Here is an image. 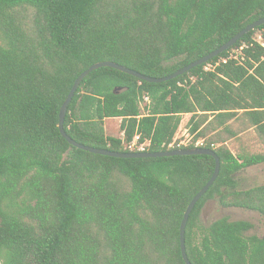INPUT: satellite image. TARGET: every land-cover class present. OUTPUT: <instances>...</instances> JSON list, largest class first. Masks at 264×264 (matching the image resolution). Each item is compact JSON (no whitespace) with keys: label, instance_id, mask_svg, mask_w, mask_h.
<instances>
[{"label":"trees","instance_id":"1","mask_svg":"<svg viewBox=\"0 0 264 264\" xmlns=\"http://www.w3.org/2000/svg\"><path fill=\"white\" fill-rule=\"evenodd\" d=\"M262 17L264 0H0V264H186L181 222L215 158L91 153L62 136L60 109L96 62L165 77ZM263 44L264 24L161 83L97 69L67 110L66 131L91 146L129 152L139 134L148 151L200 140L216 151L220 174L186 227L192 264H264V236L249 234L252 222H201L214 198L264 216V184L240 186L264 150L229 145L253 131L264 147ZM186 114L191 143L169 147ZM108 118L122 119L123 137L106 134Z\"/></svg>","mask_w":264,"mask_h":264},{"label":"water","instance_id":"2","mask_svg":"<svg viewBox=\"0 0 264 264\" xmlns=\"http://www.w3.org/2000/svg\"><path fill=\"white\" fill-rule=\"evenodd\" d=\"M264 24V17L257 19L253 21L252 23L248 24L246 27H244L242 30H240L236 35H234L231 39H229L227 42L222 44L220 47L216 48L212 52L208 53L207 55H204L203 57L189 63L188 65L182 67L181 69L175 71L174 73L167 75L165 77H154L150 75L143 74L135 69L129 68L125 65H122L120 63H117L112 60H104L99 61L94 64H92L90 67L85 69L80 75L75 79L74 84L72 85L66 99L64 100L60 113H59V129L62 134V136L74 147L95 153L100 155H106L111 157H118V158H155V157H169V156H176V155H197V154H207L211 155L215 158V171L211 178L207 181V183L198 191L196 195L192 198L190 203L188 204L186 211L184 213V217L181 222L180 227V240H181V250L183 259L186 264H192V262L189 259L187 248H186V227L187 223L190 217L191 212L193 211L196 204L199 202V200L208 192L210 187L214 184V182L217 180L220 171H221V159L219 155L216 153L215 150L211 148L196 146L193 148H180V149H170V150H164V151H129V152H122V151H114L109 148H101V147H95L91 146L82 142L77 141L72 136L68 134V132L65 129V118L67 115V110L72 102L80 84L82 81L93 71L104 68V67H111L117 70H120L122 72H125L129 75H132L140 80L151 82V83H161L165 82L171 79H174L180 75H183L184 73L192 70L193 68L202 65L206 62H208L210 59L220 55L224 51H227L230 49L233 45H235L242 37H244L247 33L254 30L260 25ZM115 92L117 90L115 89Z\"/></svg>","mask_w":264,"mask_h":264},{"label":"rangeland","instance_id":"3","mask_svg":"<svg viewBox=\"0 0 264 264\" xmlns=\"http://www.w3.org/2000/svg\"><path fill=\"white\" fill-rule=\"evenodd\" d=\"M259 40L261 36L259 33L256 35ZM234 52V54H236ZM149 98L146 97L141 101V109L143 113H147L146 105L149 103ZM190 114L183 116V120L176 134V138L179 140H186L189 131L187 130V124L190 119ZM122 119L121 118H108L105 121V132L107 135L115 137H123L121 130ZM230 147L234 151L240 149H246L250 152H261L264 150L263 145L258 140L257 136L253 131H250L239 139L233 140L229 143ZM241 188H248L255 185L264 184V163L245 168L241 173ZM227 217L231 221L236 220H247L254 224V228L249 232V234H256L258 236H264V216L259 212L247 210L237 207H224L221 206L218 198L210 199L206 202L202 214L201 222L204 225H209L212 222Z\"/></svg>","mask_w":264,"mask_h":264},{"label":"built area","instance_id":"4","mask_svg":"<svg viewBox=\"0 0 264 264\" xmlns=\"http://www.w3.org/2000/svg\"><path fill=\"white\" fill-rule=\"evenodd\" d=\"M187 136L188 137L186 140H179V141H178V138L175 137V139L169 144V147H174V146L181 147L183 145L190 144L192 138L190 135H187ZM150 142H151L150 140H145L141 142L140 135L137 134L135 135L133 140L127 145V148L130 149L131 151H135V150L136 151H148V146L150 145ZM202 144L203 142L201 140L196 142V146H201Z\"/></svg>","mask_w":264,"mask_h":264},{"label":"crops","instance_id":"5","mask_svg":"<svg viewBox=\"0 0 264 264\" xmlns=\"http://www.w3.org/2000/svg\"><path fill=\"white\" fill-rule=\"evenodd\" d=\"M106 131V130H105Z\"/></svg>","mask_w":264,"mask_h":264}]
</instances>
